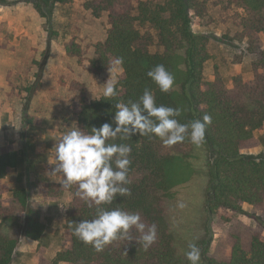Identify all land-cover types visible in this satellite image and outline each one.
<instances>
[{
  "label": "trees",
  "instance_id": "obj_1",
  "mask_svg": "<svg viewBox=\"0 0 264 264\" xmlns=\"http://www.w3.org/2000/svg\"><path fill=\"white\" fill-rule=\"evenodd\" d=\"M69 1L32 0L44 16L54 3ZM84 5L96 17L105 15L110 24L106 38L94 45L89 70L101 74L113 60L122 58L123 71L112 98L90 97L83 84H74L79 93L69 110L77 118L75 128L89 133L93 126L112 123L115 104L138 100L146 88L157 105L182 109L177 117L180 123L202 120L206 114L212 120L199 147L187 138L172 146L155 136L114 141L132 147L131 183L127 185L131 195L118 196L101 207L139 213L146 225L154 224L156 240L147 250L136 243L140 233L133 229V241L118 239L102 252L95 251L73 234V227L75 222L92 219L96 206L88 207L76 186L64 188L56 181L32 183L43 202H57L67 191L72 194L62 249L49 258L39 248L37 264H190L186 257L189 244L199 247V264H264L260 232L253 233L249 250L235 235L229 259L210 253L214 220L221 210L231 215L244 213L248 203L264 213V156L243 152L259 145L255 130L264 126V0H86ZM194 25L227 26L226 39L245 43L255 55L253 79L238 73L227 85L218 71L209 79L205 73L211 57L209 38L197 33ZM65 48L70 57L84 59L85 50L76 39ZM159 64L175 77L171 92H161L147 76ZM20 156L13 143L0 148V264H12L22 237L40 242L46 228L41 209L30 203L29 189H11L4 182L19 165ZM53 167L47 164L45 172L51 174Z\"/></svg>",
  "mask_w": 264,
  "mask_h": 264
},
{
  "label": "rangeland",
  "instance_id": "obj_2",
  "mask_svg": "<svg viewBox=\"0 0 264 264\" xmlns=\"http://www.w3.org/2000/svg\"><path fill=\"white\" fill-rule=\"evenodd\" d=\"M85 1L56 2L44 16L32 0H0L1 147L8 143L15 146L19 140L18 144L24 146L22 151L26 144H31V150L36 151L39 143L54 157L56 138L75 128L77 121L69 110L79 93L74 84H83L90 97H97L103 95L106 83L117 81L122 73L116 60L101 74L89 70L94 45L106 38L110 24L105 15L96 17L86 9ZM193 28L209 38L211 57L205 66L209 79H214L215 71L223 75L227 85L232 84L233 76L238 73L245 79H253L251 63L255 55L247 51L245 43L226 39L227 26L201 28L194 25ZM262 37L264 39V34ZM72 38L85 50L81 62L66 51L65 44ZM255 135L259 145L243 152L264 156V126L255 130ZM44 178L32 182L50 181ZM31 187L35 188L32 184ZM71 197L67 191L57 202H43V195L38 199L37 191L29 189L30 203H36L41 209L46 228L40 242L22 237L12 264H37L39 248L47 257L55 258L63 246L66 211ZM244 208V213L233 215L223 209L215 217L212 256L229 259L235 235L242 238L246 250H249L253 233L260 232L264 239V213L248 203Z\"/></svg>",
  "mask_w": 264,
  "mask_h": 264
},
{
  "label": "clouds",
  "instance_id": "obj_3",
  "mask_svg": "<svg viewBox=\"0 0 264 264\" xmlns=\"http://www.w3.org/2000/svg\"><path fill=\"white\" fill-rule=\"evenodd\" d=\"M117 63H122L120 58ZM147 76L159 87L161 92L174 90L175 77L163 64L156 65ZM117 82L106 83L103 96L117 95ZM112 123L105 122L98 128L93 126L89 133L79 128L66 131L55 140V155L51 165L52 175L62 179L57 182L64 188L77 187V195L88 207L96 206L92 219L75 222L73 234L84 244L91 245L95 251L102 252L106 246L118 239L133 241L131 231L140 233L136 243L147 250L156 240V226L146 225L139 213L120 208L107 209L118 197L131 195L127 187L129 179L130 155L132 147L124 141L135 135L158 137L165 145L172 146L186 138L199 147L205 141L206 126L211 116L204 115L190 123H180L177 117L182 114L179 107L157 105L151 90L145 89L136 101L117 102ZM62 206V205H61ZM183 208L184 204H179ZM186 257L190 264H199L200 249L189 244Z\"/></svg>",
  "mask_w": 264,
  "mask_h": 264
},
{
  "label": "crops",
  "instance_id": "obj_4",
  "mask_svg": "<svg viewBox=\"0 0 264 264\" xmlns=\"http://www.w3.org/2000/svg\"><path fill=\"white\" fill-rule=\"evenodd\" d=\"M42 126L43 125L41 124V127ZM30 140L33 142L31 138ZM18 143H19V140L15 143V148L19 152L21 150L19 165L13 168L8 173V175L4 178V182L11 189H14L16 187H26L28 189L31 188L33 191H37L38 199H42V195L40 194V192L37 189L32 188L31 184L33 183L32 181H35L36 178L41 179L45 177L46 179L50 181H56V182L61 179L59 175H54V176L46 175V173L44 172L45 164L53 162L54 157H52L50 150L48 149L44 150L43 146L40 147L38 145L39 143L37 144L36 151L31 150L32 149L31 144H26L25 145L26 148H24L22 151V148L24 146Z\"/></svg>",
  "mask_w": 264,
  "mask_h": 264
}]
</instances>
